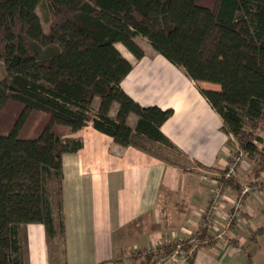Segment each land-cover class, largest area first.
Here are the masks:
<instances>
[{
    "label": "trees",
    "instance_id": "obj_1",
    "mask_svg": "<svg viewBox=\"0 0 264 264\" xmlns=\"http://www.w3.org/2000/svg\"><path fill=\"white\" fill-rule=\"evenodd\" d=\"M137 38L194 82L219 86L198 90L232 145L264 172L256 133L264 121V0H0V264H23L22 224L41 223L48 240L63 241L62 156L82 147L70 134L90 124L119 146L143 149L149 140L177 150L160 129L173 110L142 106L122 89L132 62L118 45L140 59ZM260 236L264 219L249 239ZM177 245L138 251L132 264H156Z\"/></svg>",
    "mask_w": 264,
    "mask_h": 264
},
{
    "label": "crops",
    "instance_id": "obj_2",
    "mask_svg": "<svg viewBox=\"0 0 264 264\" xmlns=\"http://www.w3.org/2000/svg\"><path fill=\"white\" fill-rule=\"evenodd\" d=\"M142 40L137 38L144 50L140 59L120 49L132 62L121 86L142 106L173 110L160 129L182 161L160 155L172 149L149 140L141 142L156 152L143 143V149L119 146L90 124L70 134L81 139L82 147L62 156L63 241L59 249L57 237L48 240L43 224H22L23 264H130L125 259L129 252L175 241L196 229L195 215L207 205L215 181L208 173L226 167L232 137L220 129V116L198 90L210 85L194 82ZM135 119L130 115L129 124ZM255 207H264V190L245 198L231 233L238 248L225 241L205 246L215 259L199 251L193 264H235L246 237L257 227L252 219L261 221ZM52 210L57 224V200H52ZM156 264L187 263L177 259Z\"/></svg>",
    "mask_w": 264,
    "mask_h": 264
},
{
    "label": "rangeland",
    "instance_id": "obj_3",
    "mask_svg": "<svg viewBox=\"0 0 264 264\" xmlns=\"http://www.w3.org/2000/svg\"><path fill=\"white\" fill-rule=\"evenodd\" d=\"M36 12L38 13L42 21L43 30L45 32H48L49 27L46 21L45 11L43 7L39 5L36 9ZM144 41L145 40L143 39L142 41H140V43L143 44ZM119 49L123 51V47L120 45ZM211 53L213 55H218V52L215 51H212ZM208 84L210 85L208 87L210 89L219 88L217 84ZM95 101L98 102V99H96ZM256 133L264 138V121L258 122ZM140 143L143 142L140 141ZM143 144L147 147L148 150L156 152L155 147L149 145L148 143ZM234 144L235 143L233 142L232 145V140H230V143L228 144L230 148V158L228 164L225 167L226 169L223 171L218 170L217 172L208 173L210 174V176H207V178H211L213 176L215 181L212 183L213 185L211 189V194L207 205L202 208L198 214L195 215V219L198 221L196 229L190 234L178 237L179 239L175 241H170L178 243L175 251L167 257L158 259L157 262L166 261L169 263L170 261L175 262L177 259L185 260L187 255H191L194 248L197 249V255L199 251H204L205 254L215 259V254L208 251V248H205V246H212L218 242L225 241L231 244L232 246L238 248L239 245L237 240H235L231 236L232 229L237 224L239 212L244 206L246 196L249 194L258 195L260 191L264 190V172L258 170V164L255 160L249 159L244 154L238 152L237 145ZM167 151L168 152H159V154L167 159H173V161H182V157L179 155V153L173 151V149ZM55 190L56 183L55 180H52L49 185V191L51 192L53 203L57 200ZM243 190L246 191L244 192ZM215 191L219 192L220 197L222 196L220 198L221 205H219L216 211L211 214V222L207 221V223L205 221V218L214 198ZM255 211L256 213H259L261 221L258 222L257 219H252V222L259 226L263 222V215L261 211L256 209V207ZM239 224H241V222H239ZM213 227H216V229L218 230L214 232ZM219 233H222V238H219L217 236V234ZM249 236L246 237V242L242 244L241 250L238 253L239 257L236 260L235 264H248V253L251 255V260L249 261V264H264V236H260L257 242L250 240ZM164 243L167 244L169 242L167 241ZM182 245H190L191 248L185 250ZM60 246V238H57L56 247L60 249ZM155 247L131 251L128 253V255L125 256V259H127L128 262L132 264V260L130 258L132 254H135L138 251L144 254L145 251L155 249ZM202 256L203 255L200 254V257Z\"/></svg>",
    "mask_w": 264,
    "mask_h": 264
},
{
    "label": "built area",
    "instance_id": "obj_4",
    "mask_svg": "<svg viewBox=\"0 0 264 264\" xmlns=\"http://www.w3.org/2000/svg\"><path fill=\"white\" fill-rule=\"evenodd\" d=\"M244 191V190H243ZM246 191V190H245ZM244 191V192H245ZM222 197V196H221ZM220 194H219V192L218 191H215V193H214V198H213V200H212V203H211V205H210V207H209V211H208V213H207V216H206V218H205V221L207 222H211V218H212V213L213 212H215L216 211V209L218 208V206L219 205H221V202H220ZM207 222V223H208ZM213 231L215 232V231H217L218 229H216V227H213ZM217 236L219 237V238H222V233H219V234H217Z\"/></svg>",
    "mask_w": 264,
    "mask_h": 264
}]
</instances>
